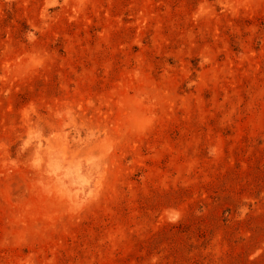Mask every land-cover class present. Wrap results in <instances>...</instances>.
I'll list each match as a JSON object with an SVG mask.
<instances>
[{"label": "rangeland", "instance_id": "obj_1", "mask_svg": "<svg viewBox=\"0 0 264 264\" xmlns=\"http://www.w3.org/2000/svg\"><path fill=\"white\" fill-rule=\"evenodd\" d=\"M0 264H264V0H0Z\"/></svg>", "mask_w": 264, "mask_h": 264}]
</instances>
